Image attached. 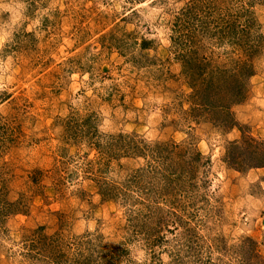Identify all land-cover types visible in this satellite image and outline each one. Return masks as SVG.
Masks as SVG:
<instances>
[{
  "label": "rangeland",
  "instance_id": "374dc122",
  "mask_svg": "<svg viewBox=\"0 0 264 264\" xmlns=\"http://www.w3.org/2000/svg\"><path fill=\"white\" fill-rule=\"evenodd\" d=\"M0 264H264V0H0Z\"/></svg>",
  "mask_w": 264,
  "mask_h": 264
},
{
  "label": "trees",
  "instance_id": "16d2710c",
  "mask_svg": "<svg viewBox=\"0 0 264 264\" xmlns=\"http://www.w3.org/2000/svg\"><path fill=\"white\" fill-rule=\"evenodd\" d=\"M222 106H227V104L223 103ZM254 142H256V141H254ZM233 143L235 144L234 146H236V148L239 147V145H240V144H237L236 141H233ZM249 145H253V144H249ZM244 149H245V148H244ZM246 152H247V151L245 150V152H244V153L241 152V154H242V155H245V154L247 155ZM234 155H236V150H235V152H234Z\"/></svg>",
  "mask_w": 264,
  "mask_h": 264
}]
</instances>
